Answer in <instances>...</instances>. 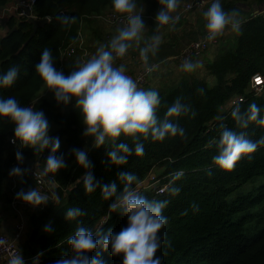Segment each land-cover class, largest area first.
I'll return each mask as SVG.
<instances>
[{"label":"trees","instance_id":"16d2710c","mask_svg":"<svg viewBox=\"0 0 264 264\" xmlns=\"http://www.w3.org/2000/svg\"><path fill=\"white\" fill-rule=\"evenodd\" d=\"M11 1L0 0V11ZM184 1L189 0H179V3ZM253 1L263 0H226L221 5L225 12L235 11L239 16L242 9L238 4L250 5ZM135 3L141 17L153 19L161 8L159 0H135ZM111 9L114 10L112 0H37L36 14L40 18L49 17L50 22L40 27L21 50L33 25L15 15L2 21L0 75L13 66L18 67L19 73L10 87H0V99L14 97L22 107L36 100L34 109L42 111L52 126L49 136L60 138L61 147L57 155L63 154L68 165L53 174L59 184L56 188L58 201H48L45 207L29 216L28 236L21 246L22 253L28 258L24 264H55L62 257L70 256L72 253L67 240L78 225L91 230L94 236L100 231L106 233L109 228L118 233L126 227L127 217L121 214V210L113 212L109 209L124 188V183L119 180L120 173H132L137 177L130 186L133 190L152 173H156L159 180L156 186L168 184L163 193H157L156 186L155 189L149 186L138 193L149 201L167 202L162 211L167 223L159 233L161 247L156 253L161 264H264V227L253 235L247 233L246 227L256 217H264V208L252 211L264 200V184L257 188L256 193L249 192L233 201L228 200L238 186L257 175H264V145H259L254 153L242 156L232 170H223L213 163V157L219 154L221 125L237 133L244 132L254 142L264 137V126L251 122L246 129L240 128L231 116L237 106L243 113L255 103L260 108V118H264V89L260 93L251 89L252 76L256 73L264 75V11L258 15L250 14L240 21L235 44L232 41L223 43L215 59L207 64L209 71L217 77L214 86L194 75H182L172 81L170 79L174 78L168 77L161 84L146 86L148 91L154 90L159 94L160 105L156 112L159 120H164L168 107L177 98L188 107L186 114L169 118L184 129L185 135L169 134L157 141L150 135L147 139L139 134L135 139L121 136L118 144L127 143L134 147L136 142L142 143L144 154L138 157L133 152L127 157L126 164L115 165L108 156L112 142L93 147L91 138L83 135V117L75 103L57 104L52 91L44 94L45 84L35 72V65L47 48L52 52L54 67L68 75L80 63L82 51L78 49L60 65V49L75 42L80 31L84 35L85 25L96 29L93 28L95 17ZM59 17H74L75 22L63 25ZM153 62L148 57L140 67ZM235 95H244L246 99L225 111L223 108L227 101ZM13 134L14 125L6 118H0V224L14 215L11 203L15 193L24 186L33 187L29 173L22 178L9 176L10 169L17 166L16 150L22 151L24 156V163L19 166L27 169L37 157L44 167L48 156L42 157L43 151L36 152L10 143ZM73 148L87 151L88 169L76 163L71 155ZM160 168L163 171L157 173ZM87 172H91L94 183L98 182L100 186L115 182L116 195L105 200L100 187L94 192H86L82 178ZM178 172L182 175L174 179ZM172 189H179V192L174 194ZM73 207H79L84 215L68 221L65 214ZM243 211L247 213L234 218ZM49 222L51 231L45 232L44 226ZM98 252L103 264H122L123 257L112 256L110 248L103 252L98 248L87 255L95 257ZM35 255H38L39 262L32 260Z\"/></svg>","mask_w":264,"mask_h":264},{"label":"clouds","instance_id":"9594fccd","mask_svg":"<svg viewBox=\"0 0 264 264\" xmlns=\"http://www.w3.org/2000/svg\"><path fill=\"white\" fill-rule=\"evenodd\" d=\"M159 4L161 8L155 17L156 23L174 25L179 17H173L171 13L178 7L179 0H159ZM112 6L115 12L127 13L128 16L126 25L117 30V34L107 45H101L93 56L78 63L68 75L54 67L52 52L45 48L35 65V72L47 89L54 93L57 104L66 106L75 100V107L83 117V135L93 139V147L99 148L105 145L106 141H111L113 147L108 153L109 160L115 165H124L127 163V157L133 152L135 156H142L144 146L139 142H136L134 147L127 143L118 144L117 140L121 136L135 139L139 134L147 139L150 135L154 141L163 140L169 134L184 136V129L172 123L169 118L186 114L189 109L177 98L168 107L164 120H159L156 114L160 105L158 92L138 88L137 83L125 74L123 65L114 66V61L123 57L133 46V42L139 43L140 33L145 26L141 14L135 11V0H112ZM237 15L235 11L225 12L220 0H214L203 12L208 39L213 40L223 34L229 25L234 31H239ZM58 19L63 25L75 22L74 17ZM160 42V36H153L151 42L140 49L141 58L145 63L147 54H154ZM197 66L191 61H185L181 69L192 72ZM18 73V67L13 66L0 75V87H10L17 79ZM231 116L240 128L246 129L251 122L264 126V118H260V108L255 103L250 104L243 113L237 106ZM0 118H6L14 125V138L11 143L19 142L23 148L36 152L49 150L39 176L56 174L68 167L64 155H57L61 147L60 138L49 136L50 124L42 111L32 106L22 107L14 97H8L0 99ZM221 127L223 130L218 141L219 154L213 157V163L223 170H232L242 156L254 153L259 145H264V137L254 142L248 139L244 132H234L224 125ZM71 155L80 166L85 169L90 167L86 150L73 148ZM15 159L17 166L10 169L9 176L22 178L30 171L19 166L24 163L22 151L16 150ZM180 175L182 172H178L174 179H178ZM82 179L86 192H94L100 187L105 200L116 195L115 182L100 186L98 182L94 183L91 172H87ZM136 179L132 173H120L119 180L124 183V188L109 206L113 212L121 210V214L127 217V226L118 233L109 228L106 233L100 231L94 236L91 230L78 225L75 233L67 240L72 254L55 261V264H103L100 252L95 257L87 255L98 248L101 252L110 248L112 256L123 257L122 264H161V259L156 253L161 247L159 233L167 223V218L162 215L167 202L149 201L139 195L130 187ZM172 191L177 194L179 189ZM15 199L39 207L46 205L49 197L34 188L28 191L20 190ZM81 215H84L82 210L73 207L67 210L65 219L72 221ZM44 231H51V222L44 226ZM8 264H24L22 254H13Z\"/></svg>","mask_w":264,"mask_h":264},{"label":"built area","instance_id":"2783aa9c","mask_svg":"<svg viewBox=\"0 0 264 264\" xmlns=\"http://www.w3.org/2000/svg\"><path fill=\"white\" fill-rule=\"evenodd\" d=\"M37 0H12L9 4L4 6L2 10L0 11V33L3 30L2 21L6 20L9 16L15 15L18 18L27 19L29 17H38V15L35 12V6H36ZM208 0H189L184 4V11L190 12V11H200L202 10L205 5L207 4ZM264 11V3L263 4H257L255 5V8H253V11L251 12V15H258ZM127 13L121 14L117 13L114 10H108L103 15H98V19H104L107 20L110 24L119 25V26H125L127 22ZM5 27V26H4ZM111 34L105 35V41L109 43V41L112 39ZM215 41L208 39V33H205L203 36H201L198 40H194L191 43H189L188 46H186L181 52H178L176 55L173 56L174 59H178L181 62L190 61V59L200 54L201 52L207 50L210 45ZM86 40L84 38L83 32L80 31L78 34V37L75 42L68 44L65 47H62L60 49V55H59V63L60 65H63L66 60H68L70 57H72L78 49L82 51L81 53V61L85 62L87 59L91 57V55L88 52V49L86 48ZM123 57L117 58L114 61V66L119 67V61L122 60ZM156 64L155 63H149L146 65H143L138 68V70L131 74L129 71L125 70V74L130 76L136 83L137 87L140 88L142 85H144L152 71L155 69ZM151 69V71H149ZM251 89L256 92L260 93L264 89V75L260 73H256L252 76L251 80ZM246 99L244 95H235L231 97L226 105L224 106L225 111H229L235 106H237L239 103L243 102ZM35 102L31 101L27 106H32L35 108ZM26 106V107H27ZM14 138V134L10 136V143L12 139ZM13 144V143H12ZM14 145H20L19 142ZM49 154V150L45 149L41 156L46 157ZM29 176L31 177L33 181V187H27L24 186L21 188V190L28 191L29 189H37L42 194L47 195L49 197L48 201L55 202L58 195L56 193V188L59 186L58 181L56 180L55 176L53 174H49L46 177H41L38 175L40 171H42L43 167L41 165L40 158H35L30 167ZM151 182H159L157 176L155 174H150L149 178H146L145 181L139 183L135 187V191L139 193L140 191L146 189L147 187L151 186ZM167 183H162L157 185V193H163L165 189L167 188ZM17 187V181L14 179V188ZM16 193L12 200V208L14 211V215L17 217V222L13 226V229L11 232L6 231H0V241H3V243H0V264H8L9 258L13 255H20L22 254L24 263L28 260L24 256L21 250L22 244L25 242L28 232H29V225L28 220L29 216L32 212H34L37 209L43 208L46 205H41L39 207H33L29 204L23 203L20 200L15 199ZM32 260L35 262H39L38 255H35Z\"/></svg>","mask_w":264,"mask_h":264},{"label":"rangeland","instance_id":"374dc122","mask_svg":"<svg viewBox=\"0 0 264 264\" xmlns=\"http://www.w3.org/2000/svg\"><path fill=\"white\" fill-rule=\"evenodd\" d=\"M224 2L226 0H220V3L221 2ZM187 1H184V2H181L178 4V7L176 8V10L174 12L171 13V15L174 17L177 16V14H181L182 12H184V4L186 3ZM214 0H208L207 4L205 5V7L201 10L202 12L203 11H206L211 3H213ZM242 10L240 11L241 14L239 16L236 17V19L240 22L242 20H244L245 18H247L249 16V11L243 9L242 7H240ZM136 13H140L137 9L135 10ZM200 12V11H199ZM137 13V14H138ZM201 13V12H200ZM196 14H199V13H196ZM196 14H191V15H196ZM142 15V14H141ZM156 17V16H154ZM154 17L153 19L150 18V17H141L143 22H144V26L145 28L141 31L140 33V40H139V43H136V42H133V44L135 45H138V49L140 50L141 48L145 47L149 41H151V38L153 36H160L161 37V40L165 39V37H167L170 33V29H171V26H173V24H168V25H159L160 27V30L158 31L157 34L153 35L151 34L149 31L151 29V27H155L157 26L158 24L156 23V20H154ZM200 17L203 18V13L200 14ZM199 16H197V19H196V22H198L199 20ZM157 24V25H156ZM117 30L118 28L114 29V28H110V32H112L114 35L117 34ZM93 31V30H92ZM237 32L238 31H234L232 28H231V25L227 26L223 32V34L221 35H218L216 38H215V41L210 45V47L201 52L200 54L198 55H195L193 56L190 61L194 64H197L198 66L196 67V69L192 72H185L181 69V65L183 64V62L179 61L178 59H174L173 56L175 55V52L177 50H174L172 53H169V56L168 57H171L173 59H170L169 62L166 64V66H164V69L162 71L159 72V70L156 69V71H154L152 73V75L150 76L149 80H148V83L147 85L145 86H148L149 84L151 85H157L159 84L162 80L164 79H167L168 77H172L174 79H170L171 81L172 80H177L179 79L182 75H185V76H192L194 75V77H197L199 79H203L205 80L209 86H214L216 83H217V77L212 74L208 67H207V64L209 62H212L214 59H215V56H216V53L219 49V47L223 44V43H229L230 41H232L234 44H235V40H236V37H237ZM207 33V31L205 32ZM204 33V34H205ZM91 34V33H90ZM103 31H102V27H101V30H98V29H95V33H94V38H89L88 36V41L90 42V49L93 50V55L96 53L97 49L101 46V45H104V42H105V39L103 37ZM203 34V35H204ZM202 35V36H203ZM149 39H148V38ZM174 38V36L172 35V38L170 41H172V39ZM86 40V39H85ZM198 40V39H196ZM194 41V40H193ZM192 42V41H191ZM189 42V43H191ZM165 45L167 44V42H163L162 45ZM186 44L181 50H183L186 46L189 45ZM159 44L158 47L161 48V46ZM86 48L88 49L87 45H86ZM181 50L178 51L181 52ZM177 51V52H178ZM159 53V57L161 56V52H158ZM174 53V54H173ZM171 54V55H170ZM91 55V56H93ZM158 57V58H159ZM156 58V56H154V59ZM154 63V62H153ZM158 71V72H157ZM168 80V81H170ZM161 84V83H160ZM142 85V86H144ZM144 86V87H145ZM141 88V87H140ZM49 89H47V87L45 86V89L43 91V93H47ZM147 90V89H146ZM70 103H75V100H72ZM50 129H52V126H50ZM163 171V168H160L158 169L156 172L157 173H161ZM155 175H157L156 173H153ZM149 178V177H148ZM145 181V180H144ZM151 187L154 188L156 186V184L154 182L151 183ZM264 184V175H257L255 177H253L251 180H249L248 182L238 186L228 197V200L230 201H233L235 200L238 196L240 195H244V194H247L249 192H257V188H259L261 185ZM155 189V188H154ZM58 201V197L57 199L55 200V202ZM260 208H264V200L262 202V204L260 205H256L252 211H258ZM247 213V211H243V212H240V213H237L234 218L235 219H238L240 217H242L243 215H245ZM256 220H253V221H250V223H247L246 224V227H247V233L250 234V235H253V234H256L258 233L263 227H264V217H256L255 218Z\"/></svg>","mask_w":264,"mask_h":264},{"label":"crops","instance_id":"0c3cea01","mask_svg":"<svg viewBox=\"0 0 264 264\" xmlns=\"http://www.w3.org/2000/svg\"><path fill=\"white\" fill-rule=\"evenodd\" d=\"M263 3H264V0L262 2L253 1L250 5H247L246 3H240L238 5H240L243 9L249 11V13L251 14V12L253 11V8H255V5L263 4ZM200 12L199 11H190V12L184 11L180 15L177 14L176 17H179V19L176 22V24L178 23V25L175 26L174 24L173 26H171L169 35L165 37V39L161 40L160 42V45H162L163 42H167V44L165 45L164 43V45H162L161 48L158 47L154 54L152 52H149L147 54V59L148 57H151L154 60V63L155 61L158 62V63H155L156 64L155 69L159 70V72L164 69V66H166V64L169 62L170 59H173L172 56L168 57L169 53H172L174 50L178 51V49L180 51L186 44H188L189 42L193 40L199 39L207 31L205 28L206 21L204 20V18L200 17V14H202L204 11L202 12L200 10ZM196 13H199V14H196ZM191 14H196V15L193 16ZM197 16H199L198 22H196ZM95 18H96L95 20L96 22L95 24H93V28L101 30V27H102L103 37L106 33H110V34L112 33L109 31L110 28L120 29L123 27V26L114 25V24L112 25L107 20H104V19H98L97 17ZM84 28H85L83 29L84 38L86 39L88 52L90 55H93L92 54L93 50L90 49V45H89L90 42L88 41V39L94 38L95 29H92L91 25L89 26L85 25ZM153 30H155L153 35L157 34L158 31L160 30L159 25L155 27H151L149 32H152ZM111 35L113 36L114 34L112 33ZM172 35L174 36V38L172 39V41H170L172 38ZM150 42L151 41H149V43ZM104 45H107L106 41L104 42ZM161 51L162 53H161V56L159 57L158 52H161ZM177 51L175 52V55L179 52ZM154 56H156L155 59H154ZM143 61L144 60H142L141 58L138 45L133 44L131 49H129V51L123 56V59L119 61V66L123 65L125 70L133 74L137 71V69L140 67ZM141 89L148 91L146 90L147 89L146 86L142 87ZM91 140H92V143H94L92 138ZM16 222H17V217L15 215L7 218L0 224V231L11 232Z\"/></svg>","mask_w":264,"mask_h":264},{"label":"water","instance_id":"95a60500","mask_svg":"<svg viewBox=\"0 0 264 264\" xmlns=\"http://www.w3.org/2000/svg\"><path fill=\"white\" fill-rule=\"evenodd\" d=\"M26 20L33 25V30L30 33L28 39L24 42V44L20 48V50L31 40V38H33V36L36 34L37 30L40 27H43L44 25H46V24H48L50 22V18L49 17H43V18H40V17H29Z\"/></svg>","mask_w":264,"mask_h":264}]
</instances>
